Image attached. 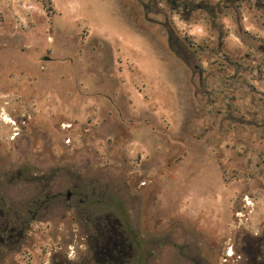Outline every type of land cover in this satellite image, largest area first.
Instances as JSON below:
<instances>
[{"label":"rangeland","instance_id":"obj_1","mask_svg":"<svg viewBox=\"0 0 264 264\" xmlns=\"http://www.w3.org/2000/svg\"><path fill=\"white\" fill-rule=\"evenodd\" d=\"M54 7L0 0V181L52 170L149 264H264V0Z\"/></svg>","mask_w":264,"mask_h":264},{"label":"flooded vegetation","instance_id":"obj_2","mask_svg":"<svg viewBox=\"0 0 264 264\" xmlns=\"http://www.w3.org/2000/svg\"><path fill=\"white\" fill-rule=\"evenodd\" d=\"M29 169L19 165L12 170L13 180L0 181V264H149L154 251L144 250L143 234L117 229L113 222L117 220L107 218L94 206L99 200L86 205L84 197L75 198L68 188L54 186L52 170L40 171L37 176ZM69 211L77 250L64 248L62 239L58 246L39 242L52 239L57 219L62 224L57 228L58 237L68 236L64 224Z\"/></svg>","mask_w":264,"mask_h":264},{"label":"trees","instance_id":"obj_3","mask_svg":"<svg viewBox=\"0 0 264 264\" xmlns=\"http://www.w3.org/2000/svg\"><path fill=\"white\" fill-rule=\"evenodd\" d=\"M41 3L46 7L47 11L49 12L50 16H53L56 12V8L54 7L53 0H40ZM245 252L248 254L250 264H262L258 261L260 257L259 249H251L252 239L250 237L245 239ZM256 244V241H255Z\"/></svg>","mask_w":264,"mask_h":264},{"label":"bare ground","instance_id":"obj_4","mask_svg":"<svg viewBox=\"0 0 264 264\" xmlns=\"http://www.w3.org/2000/svg\"><path fill=\"white\" fill-rule=\"evenodd\" d=\"M4 119H6V120H9V118H7V117H6V118H4Z\"/></svg>","mask_w":264,"mask_h":264},{"label":"crops","instance_id":"obj_5","mask_svg":"<svg viewBox=\"0 0 264 264\" xmlns=\"http://www.w3.org/2000/svg\"><path fill=\"white\" fill-rule=\"evenodd\" d=\"M54 1V0H53Z\"/></svg>","mask_w":264,"mask_h":264}]
</instances>
